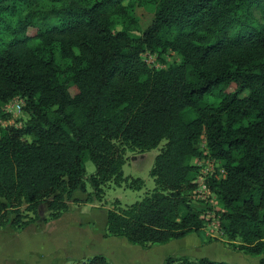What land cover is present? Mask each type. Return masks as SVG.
Instances as JSON below:
<instances>
[{"label": "trees", "instance_id": "obj_1", "mask_svg": "<svg viewBox=\"0 0 264 264\" xmlns=\"http://www.w3.org/2000/svg\"><path fill=\"white\" fill-rule=\"evenodd\" d=\"M154 1L136 37L118 25L124 0H0V111L22 97L29 115L0 127V230L40 220L45 202L48 223L71 201L103 200L110 182L141 189L142 178L124 176L126 149L166 140L150 171L156 187L126 207L116 200L105 235L146 247L200 232L192 160L205 138L225 170L207 181L222 234L264 264V0ZM146 51L179 61L151 67ZM87 179L93 191L76 197ZM82 264L111 263L95 254ZM162 264L236 263L169 255Z\"/></svg>", "mask_w": 264, "mask_h": 264}, {"label": "rangeland", "instance_id": "obj_2", "mask_svg": "<svg viewBox=\"0 0 264 264\" xmlns=\"http://www.w3.org/2000/svg\"><path fill=\"white\" fill-rule=\"evenodd\" d=\"M123 4L127 7V10L124 11L118 19L119 27L126 26L132 32V35L136 37L141 36L153 21L157 2L153 0L142 5L135 2L132 3L131 0H124ZM143 58L151 67L155 68H164L169 64L179 61L177 53L173 51L165 53L146 51L143 54ZM28 119L29 115L26 112H7L4 104H2V110L0 111V127L3 124L21 126ZM205 142V138H202L199 143L204 155L192 160V162L196 165L199 163L206 165L208 164L207 161L210 160V155L206 149ZM165 143L166 140L162 141L159 146L144 152L132 150L130 148L126 149L125 156L127 157V161L123 167L124 176L129 178V180H132L133 178H142L145 184L141 189L129 187L128 181L123 182L122 185L110 182L107 186H105V195L103 200L95 198L93 201H89L87 203L71 201L70 207L72 211L69 213V219L70 222H76L77 226L68 228H66L68 224L66 221L64 223L61 221L56 222L59 226L54 225L49 228L44 226L43 223L45 222L43 221V218L48 214V203L45 202L40 207L41 219L37 222L39 226L32 229L31 233H33V235L41 236L42 243L44 246L48 245V249L49 246H55L57 239L63 238L65 249H61L60 253L61 255L63 253L66 255V247L69 245L79 246L80 242L83 240L80 236L88 229H91L95 232L96 236L101 239V241L97 244L99 248H97L96 252L101 249L103 251L105 250V256L107 258L108 256L110 257L108 260L111 264H162L169 255L176 257L188 255L192 258H197V254H200L199 251L207 254L205 257H209L215 261H227L236 264H260L261 256L247 254L244 251L235 249L232 246L233 243L238 244L240 239L232 240L231 242L229 239H225L223 234L218 235L220 226L217 211L220 209V205H209L205 203L204 200L198 198L194 192L191 194V199L197 208L204 209L202 215L206 218V225L202 231L189 234L187 240V243H189L188 249L184 248L185 241H181L179 239H174L172 241L178 242V245L181 246L172 245L171 247H162L161 249L160 246H165L167 243L140 247V245L130 243L125 237L113 236L116 237V239L112 240L109 239V237L112 236L105 235L104 229L106 227L107 212L115 206L116 200L120 201L121 206L126 207L137 200H141L156 187L154 177L150 174V171L153 167L156 156L160 153ZM216 168L218 169L219 167ZM95 170V164L89 160L87 162L86 177L88 178L95 172ZM92 191L93 187L87 179V191L76 192L75 196L84 199L88 196L89 192ZM80 222L82 223L81 225L79 224ZM13 230L10 229V227H6L0 230V234H6V232ZM85 235L83 234V236ZM214 237L219 238V242L222 244V251H220V249H218L215 245L205 247L199 244L191 245L194 242H198V238L202 239L201 244H206L207 240L213 239ZM34 239L35 237L33 236L32 240ZM101 244L104 245L100 247ZM153 257L156 259L149 262ZM84 260L85 258H82L75 261L74 264H82Z\"/></svg>", "mask_w": 264, "mask_h": 264}, {"label": "crops", "instance_id": "obj_3", "mask_svg": "<svg viewBox=\"0 0 264 264\" xmlns=\"http://www.w3.org/2000/svg\"><path fill=\"white\" fill-rule=\"evenodd\" d=\"M71 207L68 212L63 214L60 218L51 220L49 223H43L45 227L49 228L54 225H57L58 223L56 222H68L66 228L72 227V226H77L76 222H70L69 216L71 212ZM55 221V222H53ZM38 221L35 223L30 224L26 228L22 230H13V231H8L6 234H0V264H74L75 261H78L82 258H87L89 256H93L95 254H104L106 255V251L104 250H99L96 252L98 242L101 241L99 239L95 232L91 229H88L80 236L83 238V240L80 242L79 246H73L69 245L66 247V255L64 253L61 255L60 250L65 249L64 248V242L63 238H59L55 242V246H49L48 245L44 246L42 243V237L39 235H33L32 229L35 227L39 226L37 224ZM53 222V223H52ZM52 223V224H51ZM42 224V226H43ZM50 224V225H49ZM80 225L82 224L81 222L79 223ZM59 226V225H57ZM42 229V228H41ZM40 229V230H41ZM105 231V229H104ZM35 237L34 240H32V237ZM39 236V237H36ZM188 236L184 238H181L179 240L185 241V247H189V243H187ZM109 239H116V237H109ZM109 240V241H112ZM202 239L198 238V242H194L191 245H203L205 246H217L220 251H222L221 247L222 244L219 241H213L208 244H201ZM181 243V242H180ZM104 244H101L100 247H102ZM172 245L176 246H181L178 245V242L176 241H171L168 242L167 244L160 246L161 249L162 247H171ZM141 247V246H140ZM142 249V248H140ZM200 254H197L196 257H205V255L202 251H199ZM110 257L108 256V259ZM209 258V257H208ZM156 258H151L152 260H155Z\"/></svg>", "mask_w": 264, "mask_h": 264}, {"label": "built area", "instance_id": "obj_4", "mask_svg": "<svg viewBox=\"0 0 264 264\" xmlns=\"http://www.w3.org/2000/svg\"><path fill=\"white\" fill-rule=\"evenodd\" d=\"M25 101L22 97H16L12 100H9L4 103L5 109L7 112H23ZM8 125V124H7ZM3 124L2 126H7ZM1 126V127H2ZM207 157V156H206ZM208 164L199 163V174L196 182L198 183V187L195 189L194 194L197 195L198 198L205 201V203L209 205H219L218 200L214 192L209 188L208 179L212 176H223L225 173L224 168H222L221 163L215 158H211L207 161ZM216 167H219L218 169ZM219 226H220V220ZM218 235L222 234L221 229L218 230Z\"/></svg>", "mask_w": 264, "mask_h": 264}]
</instances>
